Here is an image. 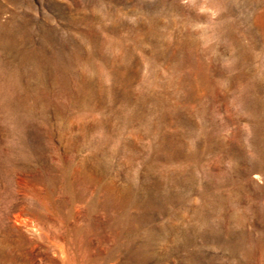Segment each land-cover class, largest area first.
<instances>
[{
    "label": "rangeland",
    "instance_id": "obj_1",
    "mask_svg": "<svg viewBox=\"0 0 264 264\" xmlns=\"http://www.w3.org/2000/svg\"><path fill=\"white\" fill-rule=\"evenodd\" d=\"M0 264H264V0H0Z\"/></svg>",
    "mask_w": 264,
    "mask_h": 264
},
{
    "label": "bare ground",
    "instance_id": "obj_2",
    "mask_svg": "<svg viewBox=\"0 0 264 264\" xmlns=\"http://www.w3.org/2000/svg\"><path fill=\"white\" fill-rule=\"evenodd\" d=\"M32 54V53H31ZM34 54V53H33ZM36 55V54H35ZM33 58V57H32ZM35 60V59H34ZM36 62V61H35ZM130 216V215H129Z\"/></svg>",
    "mask_w": 264,
    "mask_h": 264
}]
</instances>
